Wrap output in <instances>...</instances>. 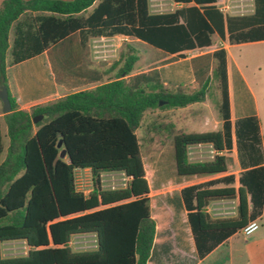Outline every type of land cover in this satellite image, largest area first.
Listing matches in <instances>:
<instances>
[{"label": "trees", "instance_id": "obj_1", "mask_svg": "<svg viewBox=\"0 0 264 264\" xmlns=\"http://www.w3.org/2000/svg\"><path fill=\"white\" fill-rule=\"evenodd\" d=\"M173 1L186 6L173 13L150 14L148 0H2L0 90L6 88L11 110L0 118V264H147L155 222L137 130L148 111L202 103L207 82L191 90L166 86L153 74L152 79L141 76L143 83L131 87L120 78L140 68L141 55L125 43L111 67L117 68L114 81L27 112L18 109L9 90L7 68L82 30L94 37L125 35L180 58L183 51L210 47L214 35L231 45L264 41V0H253V13L242 16L224 15L215 5L217 0ZM90 7L91 12L85 14ZM212 59L222 129L182 133L171 124L164 126L172 135L178 177L227 173L225 155L190 162L188 149L197 145H210L217 153L234 145L243 169L237 187L234 176L227 175L180 191L197 259L258 219L264 204L258 120L230 122L225 51L213 52ZM37 117L42 120L33 124ZM62 151L64 158L59 157ZM77 169L90 171L92 189L87 196L76 190ZM104 173H123L129 180L127 186L103 189ZM216 184L224 186L215 188ZM236 197V218L212 219L207 213L209 201ZM85 234L95 235L96 248L74 252L71 238ZM19 240L26 242L27 255L3 258L2 243Z\"/></svg>", "mask_w": 264, "mask_h": 264}, {"label": "crops", "instance_id": "obj_2", "mask_svg": "<svg viewBox=\"0 0 264 264\" xmlns=\"http://www.w3.org/2000/svg\"><path fill=\"white\" fill-rule=\"evenodd\" d=\"M229 1L217 0L215 5L224 15L242 16L233 15L229 11H222L224 6L229 5ZM1 2L2 0H0V4ZM185 6L173 0H148L150 14L173 13ZM92 7L88 8L85 14L90 13ZM125 43L130 44L139 54L141 52L140 55L145 56L149 65L144 71H140L139 68L131 75L120 78L134 88L143 83L140 79L141 76L152 79L153 74H155L166 86L183 85L188 86L191 90H197L207 82L208 76L213 70V52L223 49L226 54L229 120L232 124L238 119L250 117L258 120L263 154L262 165H264V137L260 125L261 116L264 114V41L231 45L226 40L221 41L217 35H214L210 47L202 50L183 51L184 57L180 58L177 54H168L159 49H156L158 50L156 52L147 49H141L142 51H140L139 48L147 44L125 35L94 37L87 30L76 31L38 56L7 68L9 90L16 99L18 109L29 112L34 106L58 100L69 94L92 90L114 81L117 68L111 70V67L118 60L119 52ZM247 46L261 47V50L257 54L250 55L246 63L240 64L231 55L230 51ZM159 51L165 55H161ZM206 99L207 94L204 101L199 104L205 105ZM218 104L215 103L213 112L194 113L192 110L194 104L179 110L191 112L190 121L194 127L201 128L202 131L199 133L217 132L222 129L223 125V120L218 112ZM2 115L0 104V118ZM1 131L4 135L6 134L4 124L1 125ZM192 149H208L212 153L211 160L217 154L225 155L227 158V173L222 176L178 177L175 170V161H173L174 177L170 184H172V191L175 193V206L177 207L168 209L170 219L167 222L164 221L163 214L158 215L159 220L157 222L152 218L155 222V236L147 264H264V222H262L264 204L261 216L256 219L259 224L258 230L261 229L259 235L254 236L253 233L241 244L234 242V238L241 235L238 232L217 246L203 259H197L193 238L187 223V212L181 202L180 191L183 188L203 184L227 175L234 176L235 183L233 186L237 187V180L243 169L234 145L231 150L223 153L215 152L210 145L189 147V161L199 163L204 161H199L197 157L191 156L193 152H190V150ZM77 172L84 176L90 174L87 169L74 171V173ZM223 186V184H216L214 187L220 188ZM81 193L85 196L89 194V192ZM231 203L235 211L225 212V206ZM237 206V197L233 199H216L209 201L206 211L212 219H234L237 217ZM228 213H231L232 216H226ZM261 226L263 227L260 228ZM166 229H168V232H165ZM167 233L169 235L165 237ZM73 237L94 238L95 245L92 250L96 248L94 234ZM19 241L26 244L25 241ZM10 242L18 241H9L8 243ZM1 255L2 257L4 255L2 248Z\"/></svg>", "mask_w": 264, "mask_h": 264}, {"label": "rangeland", "instance_id": "obj_3", "mask_svg": "<svg viewBox=\"0 0 264 264\" xmlns=\"http://www.w3.org/2000/svg\"><path fill=\"white\" fill-rule=\"evenodd\" d=\"M229 2V12L233 15H248L253 12V0H230ZM139 49L140 51H142L141 49H147L154 52L158 51L147 45H144ZM260 50L261 47L247 46L239 49H232L230 53L240 64H244L247 62L250 55L257 54ZM160 53L161 55H165L162 52ZM140 54L142 53L140 52ZM138 66L140 67V71H144L147 67H149L145 56H141V59L138 61ZM213 67L214 65L212 66V69ZM206 94L207 99L205 105H192L194 113L213 112L215 110V103H219L220 101L218 82L212 72L208 76ZM190 114V111L179 109L148 111L145 113L141 125L137 130V136L141 145V155L145 176L150 187V214L156 222L159 220V214H163L164 221L167 222L170 219L168 217V209L177 207L175 206V193L172 191V184H170V182L172 183L174 177L172 135L164 129V126L171 124L173 126V130L176 132L199 133L202 130L198 126L194 127L193 123L190 121ZM34 120L35 122L33 121V124H37L42 120V118L37 117ZM260 125L262 135L264 137V114L261 116ZM154 127H159V130H153ZM190 152H193L191 156L197 157L199 161L207 162L208 160H211L212 153L209 152L208 149H192ZM79 172L74 173L76 189L79 192H90L92 189L90 174H86L84 176ZM101 179L102 187L105 190L123 189L127 186L129 181L123 173H104L101 176ZM224 210L225 212L235 211L232 203L226 205ZM226 216L232 215L231 213H228ZM262 222H264V213ZM262 227L263 226L260 228ZM260 231L258 230L254 232V236L259 235ZM165 232H168V229H166ZM168 235V233L165 234V237ZM247 238L242 235H238L234 238V242L242 244ZM93 240L94 238L91 237H73L70 241V247L74 252L90 251L95 245ZM1 248L4 258L25 257L29 250L26 244L21 241L3 243Z\"/></svg>", "mask_w": 264, "mask_h": 264}, {"label": "water", "instance_id": "obj_4", "mask_svg": "<svg viewBox=\"0 0 264 264\" xmlns=\"http://www.w3.org/2000/svg\"><path fill=\"white\" fill-rule=\"evenodd\" d=\"M0 102H1V111L3 114H8L10 113L11 107H10V103H9V99H8V93L6 88H1L0 90ZM163 103H160L159 105L161 106ZM35 122V120H33ZM62 146L61 142H58L57 144V148H60ZM65 156V151H62L59 154L60 158H64Z\"/></svg>", "mask_w": 264, "mask_h": 264}, {"label": "built area", "instance_id": "obj_5", "mask_svg": "<svg viewBox=\"0 0 264 264\" xmlns=\"http://www.w3.org/2000/svg\"><path fill=\"white\" fill-rule=\"evenodd\" d=\"M230 5L224 6L222 8V11H229ZM259 229V224L256 220L248 222L241 230H239V233L244 237H250L254 232H256Z\"/></svg>", "mask_w": 264, "mask_h": 264}]
</instances>
